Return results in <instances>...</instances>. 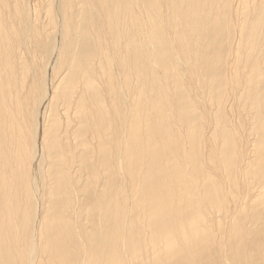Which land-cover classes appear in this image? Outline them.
Instances as JSON below:
<instances>
[{
	"label": "bare ground",
	"instance_id": "bare-ground-1",
	"mask_svg": "<svg viewBox=\"0 0 264 264\" xmlns=\"http://www.w3.org/2000/svg\"><path fill=\"white\" fill-rule=\"evenodd\" d=\"M0 264H264V0H0Z\"/></svg>",
	"mask_w": 264,
	"mask_h": 264
}]
</instances>
